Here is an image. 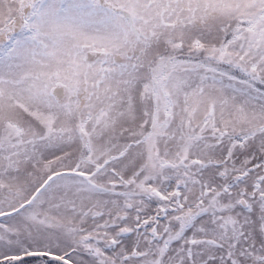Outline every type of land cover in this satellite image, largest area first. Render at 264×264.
Segmentation results:
<instances>
[{
  "label": "snow or ice",
  "instance_id": "6c2138e0",
  "mask_svg": "<svg viewBox=\"0 0 264 264\" xmlns=\"http://www.w3.org/2000/svg\"><path fill=\"white\" fill-rule=\"evenodd\" d=\"M0 264H264V0H0Z\"/></svg>",
  "mask_w": 264,
  "mask_h": 264
}]
</instances>
